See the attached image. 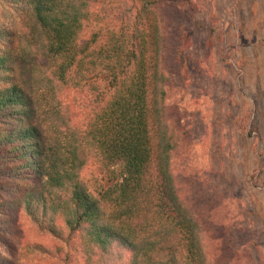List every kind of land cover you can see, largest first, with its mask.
Here are the masks:
<instances>
[{"label": "trees", "instance_id": "1", "mask_svg": "<svg viewBox=\"0 0 264 264\" xmlns=\"http://www.w3.org/2000/svg\"><path fill=\"white\" fill-rule=\"evenodd\" d=\"M168 3L0 0V264H212L175 171Z\"/></svg>", "mask_w": 264, "mask_h": 264}, {"label": "rangeland", "instance_id": "2", "mask_svg": "<svg viewBox=\"0 0 264 264\" xmlns=\"http://www.w3.org/2000/svg\"><path fill=\"white\" fill-rule=\"evenodd\" d=\"M171 1L163 7L168 103L186 131L175 171L211 263L264 264V0ZM22 221L32 241L53 244Z\"/></svg>", "mask_w": 264, "mask_h": 264}]
</instances>
